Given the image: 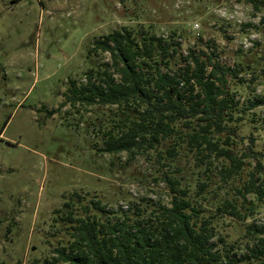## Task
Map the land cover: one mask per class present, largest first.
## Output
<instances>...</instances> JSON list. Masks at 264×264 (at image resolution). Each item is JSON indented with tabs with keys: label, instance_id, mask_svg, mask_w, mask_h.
Segmentation results:
<instances>
[{
	"label": "trees",
	"instance_id": "1",
	"mask_svg": "<svg viewBox=\"0 0 264 264\" xmlns=\"http://www.w3.org/2000/svg\"><path fill=\"white\" fill-rule=\"evenodd\" d=\"M234 1L255 15L264 10V0ZM151 27L122 26L94 40L89 69L68 81L50 115L71 117L68 125L89 134L112 168L142 159L166 198L124 207L68 195L54 212L57 239L44 241L49 249L35 264H264V220L255 221L264 207V148L251 114L264 106L252 98L257 75L237 58L222 62L215 38ZM242 71L253 75L238 79ZM226 228L243 234L228 244Z\"/></svg>",
	"mask_w": 264,
	"mask_h": 264
},
{
	"label": "rangeland",
	"instance_id": "2",
	"mask_svg": "<svg viewBox=\"0 0 264 264\" xmlns=\"http://www.w3.org/2000/svg\"><path fill=\"white\" fill-rule=\"evenodd\" d=\"M264 10L234 0H0V264H35L57 229L56 210L71 194H95L110 206L164 197L146 178L142 159L118 170L71 117L50 111L68 81L89 69L90 44L122 26L151 27L158 35L188 29L190 40L215 38L221 61L252 66L253 99H264ZM258 45H255V44ZM237 50H241L236 57ZM251 51V52H249ZM242 71L239 78L250 79ZM260 75V76H258ZM245 89L239 95L246 100ZM241 95V96H240ZM255 113L264 148V106ZM242 133L253 129L243 125ZM166 198V197H164ZM264 206V205H263ZM262 213L256 222L264 220ZM243 231L226 228L232 244Z\"/></svg>",
	"mask_w": 264,
	"mask_h": 264
}]
</instances>
